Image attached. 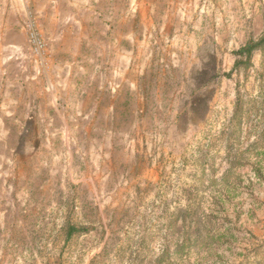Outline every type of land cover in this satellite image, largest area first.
Masks as SVG:
<instances>
[{"label": "rangeland", "instance_id": "rangeland-1", "mask_svg": "<svg viewBox=\"0 0 264 264\" xmlns=\"http://www.w3.org/2000/svg\"><path fill=\"white\" fill-rule=\"evenodd\" d=\"M263 38L264 0H0V264H264Z\"/></svg>", "mask_w": 264, "mask_h": 264}, {"label": "trees", "instance_id": "trees-1", "mask_svg": "<svg viewBox=\"0 0 264 264\" xmlns=\"http://www.w3.org/2000/svg\"><path fill=\"white\" fill-rule=\"evenodd\" d=\"M263 45H264V38L256 44H249L246 47L242 48L237 52V55L250 57L255 50L259 49ZM87 232H88L87 229L70 226L68 229V238H71L76 234H83Z\"/></svg>", "mask_w": 264, "mask_h": 264}]
</instances>
